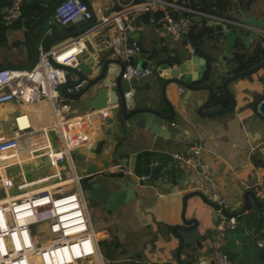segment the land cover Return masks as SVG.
<instances>
[{
	"label": "crops",
	"instance_id": "0c3cea01",
	"mask_svg": "<svg viewBox=\"0 0 264 264\" xmlns=\"http://www.w3.org/2000/svg\"><path fill=\"white\" fill-rule=\"evenodd\" d=\"M3 1L6 0H0V4ZM54 1L23 0L22 15L11 25L3 23L0 13V67H27L33 58L36 59L39 46L56 48L65 44L73 35V31L82 28L84 29L81 31L88 30L85 36L86 48L79 55V59L95 54L96 65L110 60L107 65V73L110 67L115 68L112 77L107 74L109 91L106 104L110 106L111 111L107 119L98 125L97 136H101L96 141L77 148L76 156L72 157V161L79 172V166L83 165L82 155L90 153L100 145L102 152H107L109 148H115L119 157L126 160L125 167L133 171V174L129 173L132 181H136L129 183L127 190L133 189L134 193L123 204L108 209L104 204L98 202V220L92 221L87 210L91 224L96 231H107L109 234L103 242L107 260L114 259L113 253H121V245L126 243L129 252L125 256L140 251L147 264H163L168 261L177 264L175 251L179 245V239L170 232V229L166 231L164 224L171 226L178 222L182 197L185 193L198 189L201 176L193 168L172 158L171 152L185 150L192 141H198L203 146V156L211 181L235 210L241 208L244 201L243 194L247 190H251L258 198L264 200V195L259 193L255 184L257 177H264L263 163L254 164L250 158L254 153L257 158L264 161V120L256 116L250 108V102L264 87L262 78L264 66L251 74L238 76L229 81L227 86L234 95L235 107L233 110L215 116L193 114L191 120L185 118L181 115V108L177 102L176 93L179 91L171 85L167 86L165 95L173 102L175 110L171 119L164 120L163 128L166 127L169 130V135L166 136L167 133L165 135L151 133L147 129L130 125L134 118L124 117L115 85V76L120 69L121 60L114 55L108 45L113 27L109 25L95 28L96 23L100 21L97 5H102L110 11L115 7L113 0H89L93 14H95L93 23L90 25L91 19H75L66 27L53 23V10L46 16L37 19L38 15ZM262 5H264V0H256L251 9H247L245 13L262 15ZM254 7L255 11L252 12ZM231 12L233 11L231 10ZM154 16V13L151 12L148 20L144 14L136 18V30L139 34L133 38L142 48L136 60L141 65L146 63L154 69L148 76L133 80V104L129 105L126 102L127 112L133 108L143 107H154L164 114L169 112L161 93L164 79L156 72L153 61L145 55L147 51L154 50L156 52L159 48H164L169 54L175 50L177 52H182L185 49L187 51L194 50L191 41L187 40L188 34L179 38L171 36L162 24L153 20ZM203 19L207 23L221 25L219 22L212 23L206 18H201V20ZM34 20L36 23L30 29ZM229 26L234 27L230 24ZM216 38H206L203 44V48L211 55L223 50L224 33L217 38V42ZM215 42L217 45H213ZM226 64L231 69L234 66L231 58H227ZM216 72L218 76L212 79L213 82L220 80L222 82L226 74L220 71ZM88 78H92V76ZM210 78L208 76L205 82H210ZM100 86V83L89 86L85 84L77 90L71 85L64 89L63 82L60 85V90L62 91L63 88L62 92L65 98L77 111L83 112L94 109L91 106L92 103L90 106H86L85 100L92 101V97L95 96L96 90ZM120 87L123 91L127 89L125 80H120ZM180 92V95L184 93L182 90ZM207 96L208 91L203 89L199 91L197 98L203 101ZM211 103L203 108V112L210 113L219 108H225L224 106L219 107V105L213 106ZM22 111L29 113L33 128L46 126L49 122L46 105L42 101L20 104L13 100L0 103V119L6 128L12 126L14 115ZM141 116L139 114L137 117ZM172 121L174 125H171ZM51 136L53 135L51 134ZM111 142H115L116 145L114 146ZM44 161V156L40 155L14 166L23 169V165L29 163V175H36ZM114 167L110 168L115 169ZM143 174L149 175V178L147 180L138 178ZM116 176L121 178L123 174L119 173ZM110 188L118 187L111 184ZM191 201L201 203L198 197L191 198ZM210 209V207H206L205 225L196 227L192 232L182 233L185 242L193 244L194 248L184 249L182 247L181 259L191 262L192 257L186 256V252L192 254L194 261L208 256V240L214 236L213 227L217 220V218H212ZM250 209L245 211L242 219H238V226L234 230H229L224 238V249L236 264H264V248L258 247L255 243L259 236V228L264 224V209L257 208L253 204L250 205ZM253 211L256 213L252 214ZM137 232L138 234L131 238V234ZM129 240H132V244L128 243ZM102 257H104L103 254ZM94 261L97 262V259L92 257L85 264H97ZM137 261L143 262L140 259Z\"/></svg>",
	"mask_w": 264,
	"mask_h": 264
},
{
	"label": "built area",
	"instance_id": "2783aa9c",
	"mask_svg": "<svg viewBox=\"0 0 264 264\" xmlns=\"http://www.w3.org/2000/svg\"><path fill=\"white\" fill-rule=\"evenodd\" d=\"M113 3L115 7L110 11L97 5L100 21L95 28L113 27L108 45L123 62L121 79L127 83L123 95L129 105L133 104V80L144 78L153 71L152 66L141 65L136 60L142 48L132 34L137 29L134 19L141 14L148 11L158 14L153 20L162 24L175 38L189 33L194 24L192 15L212 23L224 22L264 34V29L258 30L240 18L196 9L185 0H113ZM22 4L23 0H6L0 7L4 24L11 25L21 17ZM52 10L53 23L63 27L75 19L90 20L94 13L84 0H60ZM87 31L73 34L65 44L56 48L39 46L30 68L8 66L0 69V103L42 101L49 118L48 124L40 128L32 127L27 111L16 113L10 128H6L0 119V188L3 191L0 196V264H76L77 260L92 257L97 259V264L102 262L99 241L109 234L96 231L91 224L86 198L82 195V175L77 172L70 152L101 136H97L98 125L107 119L111 108L105 104L79 112L60 90L65 66L76 65L86 48ZM93 56L95 58V54ZM114 72L115 68L110 67L108 75L112 77ZM87 80L81 79L73 85L74 88L81 89ZM171 125H174L173 121ZM170 154L200 174L198 189L220 205L213 227L214 236L208 240V256L191 264H236L221 246L226 233L234 230L239 220L234 214L226 216L221 212V208L235 209L211 181L203 146L192 141L185 150ZM40 155L47 158L49 172L27 178L22 168L14 175L4 171L5 167L19 165ZM65 159L68 162L66 167L59 164ZM114 168L133 174L121 164ZM138 178L147 180L149 175ZM255 184L259 193L264 195V177H257ZM13 187L16 192H10ZM98 233L100 236H96ZM258 233L255 243L264 247V224Z\"/></svg>",
	"mask_w": 264,
	"mask_h": 264
},
{
	"label": "water",
	"instance_id": "95a60500",
	"mask_svg": "<svg viewBox=\"0 0 264 264\" xmlns=\"http://www.w3.org/2000/svg\"><path fill=\"white\" fill-rule=\"evenodd\" d=\"M60 0H55L44 12L38 15L37 19L42 18L49 14L54 6ZM90 9H92L89 0H84ZM262 15L246 14L245 11L237 6L236 12L240 15V19L250 23L258 28V30L264 29V5L261 7ZM137 18V17H136ZM134 19L137 22V19ZM194 21H200L201 16L192 15ZM95 20V14L91 18L90 25ZM36 23V20L30 26V29ZM222 31L224 33L225 41L223 50L221 52L212 54L213 58L203 57L197 54L194 50H182V52H169V54L163 57V61L156 66V72L164 79L161 86V93L164 102L169 108L168 114H164L154 107L133 108L130 111H126L127 104L123 95V90L120 87L121 72L123 69V62H120V69L115 76V85L123 114L125 118H134L130 125H135L138 128L149 130L151 133L159 135H169V130L164 126V120H169L174 116L175 110L173 102L166 98L165 88L169 85L174 87L180 92H184L180 95L176 93L177 102L181 108V115L191 120L193 114L215 116L222 112L233 110L235 107V98L232 92L228 88V83L232 79L251 74L257 71L260 67L264 66V59L258 64L241 71L229 73L231 67L226 64L227 58H233V47L237 40L241 41L245 46H249L260 33L257 30L251 28L242 29L236 27H230L227 23H221ZM84 29V28H82ZM80 30L73 31L72 33H78ZM29 31V30H28ZM139 32L136 30L132 35L135 37ZM46 48V47H45ZM161 59V58H160ZM34 58L27 67H32L34 64ZM110 60L104 61L101 65H96V60L93 55H88L83 59H78V62L74 66H65L64 70V89L71 85H74L83 78L88 79L86 85H93L100 83V87L97 88L95 96L85 100L86 106L94 108L103 107L108 99L109 85L107 83V65ZM143 65H147L146 63ZM1 69V67H0ZM216 71H220L226 74L225 78L221 82L223 91L229 96L230 104L225 108H219L210 113L203 112V108L210 104L214 99V86L212 79L218 76ZM93 73V74H92ZM92 76V78H88ZM210 76V82H205L204 78ZM264 79V74L262 75ZM62 88V91L64 90ZM207 90L208 96L205 100H200L197 95L200 90ZM250 108L253 113L264 120V87L262 91L250 102ZM141 114V117H137ZM137 117V118H136ZM113 143V142H111ZM114 146L116 143H113ZM76 149L71 150V157L76 155ZM101 145L98 148L93 149L88 154L82 155L83 165L79 166V173L81 177V189L84 198L89 196L95 201L102 203L108 209H113L124 202H126L130 195L133 196V189H129L128 185L132 181L129 172H123L122 169H111V166L121 164L126 166V160L119 157V153L115 151V148H109L107 152H102ZM100 163V165H99ZM264 167V163L262 164ZM122 173L123 176L118 178L116 174ZM114 184L118 188H110V185ZM131 196V197H132ZM198 197L200 202L191 201V198ZM250 197V198H249ZM244 201L241 208L238 210L230 211L226 208H221V212L226 215H236L238 219H242L245 211L251 210L250 205L253 204L257 208L264 207V200L258 198L254 192L247 190L243 194ZM206 207H210V214L213 219L217 218V210L220 205L207 198V196L200 190H192L187 192L182 197V206L179 212V220L170 226V232L177 236L179 239V245L175 251V258L177 264H185L187 260L180 258V251L185 243V239L182 233H189L194 231L196 227H201L206 223L207 210ZM255 214L256 211L251 212ZM193 256H190V258ZM191 258V259H192ZM190 261V260H189ZM163 264H174L170 261Z\"/></svg>",
	"mask_w": 264,
	"mask_h": 264
},
{
	"label": "trees",
	"instance_id": "16d2710c",
	"mask_svg": "<svg viewBox=\"0 0 264 264\" xmlns=\"http://www.w3.org/2000/svg\"><path fill=\"white\" fill-rule=\"evenodd\" d=\"M185 1L189 6L193 8L216 13V14H226L227 16L231 15L230 14L231 10L236 12L237 6H240L243 11H246L247 9H251V6L254 3H256V0H185ZM5 2L6 1H3L0 4V7ZM144 15L148 20L149 16L151 15V12L150 11L145 12ZM154 15L157 16L158 14H154ZM222 34L223 32L220 24H216V25L210 24L203 19L194 22L191 30L187 35V40L191 41V44L194 47V51L197 54L203 57H207L208 59L210 57L213 58V56L209 54V52L205 48H203V44L206 38H216V37L218 38ZM217 38H216V42H217ZM216 42L213 43V45H217ZM147 52H146L147 58L153 61L155 67L164 60L163 57L168 55L164 48H159L156 52L154 50ZM232 53L234 57L231 58V61L234 62V66L232 69H230V71L233 73L248 69L258 64L261 60L264 59V34H259L254 39L252 44H250L249 46H245L241 41L237 40L234 44ZM207 79L208 76L204 78V81ZM212 83L214 86V99L211 105L213 106L219 105V107L220 106L227 107L230 104V100L227 94L222 90L221 80L215 83L212 81ZM250 158L254 164L264 163V161H262L261 158H257L254 153L251 154ZM261 209H264V207H262ZM164 226L166 231L170 229L169 225L164 224ZM121 246H122V252L124 254L129 252V248L126 243H123ZM183 247L184 249L194 248V245L185 242ZM185 255L192 256L191 253L189 254L187 252ZM137 259L143 260V262H138ZM193 261L194 259L192 258L191 262L187 261L185 262V264H191ZM122 264H147V263L146 261H144L142 252L138 251L132 253L131 255L125 256V258L122 261Z\"/></svg>",
	"mask_w": 264,
	"mask_h": 264
},
{
	"label": "rangeland",
	"instance_id": "374dc122",
	"mask_svg": "<svg viewBox=\"0 0 264 264\" xmlns=\"http://www.w3.org/2000/svg\"><path fill=\"white\" fill-rule=\"evenodd\" d=\"M253 11H255V7L254 8H252V12ZM231 15L230 16H232L233 18H237V19H239L240 18V16H239V14L237 13V12H231L230 13ZM226 15V14H225ZM212 43V42H211ZM81 55V54H80ZM146 55V54H145ZM154 69V68H153ZM75 101H77V100H75ZM76 156V155H75ZM74 157V156H73ZM45 158V161L40 165V170H39V173L38 174H36V175H39V174H42V173H44V172H49L50 170H51V168H50V166H49V162H48V160H47V158L46 157H44ZM75 158V157H74ZM59 164L60 165H63L64 167H66L67 165H68V162H67V160L65 159V160H62V161H60L59 162ZM18 169H19V167L18 166H9V167H5L4 168V171L6 172V173H8V174H13V173H15L16 171H18ZM23 169H24V172H25V174H26V176H27V178H30V177H34V176H36V175H29V163H27V164H24L23 165ZM79 171V170H78ZM12 172V173H11ZM14 179H17V177L15 176L14 177ZM16 188L15 187H13V188H11L10 189V192H16ZM1 195H3V191H2V189L0 188V196ZM98 204V202L97 201H95L93 198H91V197H89V196H86V207H87V210H88V212H89V216H90V218H91V220L92 221H96V220H98L97 219V215H98V209H97V205ZM93 225V224H92ZM138 234V232L137 233H133V234H131V238H134L133 236H135V235H137ZM96 236H100V233H98V235H96ZM105 240V239H104ZM104 240H102V241H99V247H100V250H101V252H102V254H103V264H121L122 262V259H123V257H125V254L124 253H113V257H114V259H112V260H107V258H106V256H105V247H104ZM129 244H132V240H129V242H128ZM221 249L224 251V252H226L225 251V249H224V241H223V243H222V246H221ZM227 253V252H226ZM227 255L231 258V256L227 253ZM89 259L90 258H84L83 260H77L76 261V264H81V262H82V264H85L86 262H87V260L89 261ZM94 259H96V258H94ZM232 259V258H231ZM96 261H94V263H95Z\"/></svg>",
	"mask_w": 264,
	"mask_h": 264
},
{
	"label": "bare ground",
	"instance_id": "6f19581e",
	"mask_svg": "<svg viewBox=\"0 0 264 264\" xmlns=\"http://www.w3.org/2000/svg\"><path fill=\"white\" fill-rule=\"evenodd\" d=\"M100 252H101V250H100ZM95 260H96V259H95ZM101 260H102V262H101V263L99 262V263H100V264H103V257H101Z\"/></svg>",
	"mask_w": 264,
	"mask_h": 264
}]
</instances>
